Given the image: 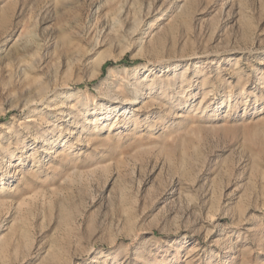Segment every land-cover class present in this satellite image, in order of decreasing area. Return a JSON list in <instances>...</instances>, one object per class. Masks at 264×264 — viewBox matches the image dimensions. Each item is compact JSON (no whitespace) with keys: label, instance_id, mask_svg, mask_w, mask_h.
Segmentation results:
<instances>
[{"label":"rangeland","instance_id":"obj_1","mask_svg":"<svg viewBox=\"0 0 264 264\" xmlns=\"http://www.w3.org/2000/svg\"><path fill=\"white\" fill-rule=\"evenodd\" d=\"M0 161V264H264V0H0Z\"/></svg>","mask_w":264,"mask_h":264},{"label":"bare ground","instance_id":"obj_2","mask_svg":"<svg viewBox=\"0 0 264 264\" xmlns=\"http://www.w3.org/2000/svg\"><path fill=\"white\" fill-rule=\"evenodd\" d=\"M76 53H77V57L75 58L76 59V61H75V64L76 65H80L81 63H83L85 60H86V57H87V55L89 54V51H87V50H80V49H78L77 51H76ZM109 57V55L108 54H105V53H101L96 59H95V61L93 62V65H95L96 67H101V65H102V63L103 62H105V60L107 59ZM95 66H94V68H95ZM38 81V80H37ZM36 82V81H35ZM38 89H39V92H40V97L41 98H44V93H45V91L43 90V87L42 86H38ZM136 90L138 91L139 90V88H136ZM135 91V90H134ZM136 91V92H137ZM136 101V97L134 96V98H132V100L130 101V104H134V102ZM51 102H53V100H51ZM57 106H59L58 105V103L56 104ZM55 105V106H56ZM103 108L105 109V110H107L106 112H104V113H100V114H98V116L99 115H106V114H108V112H109V110H111V105H109V104H105L104 106H103ZM62 112V111H61ZM99 119H101V118H99ZM102 124V123H101ZM98 127V126H97ZM19 137H20V135H17L16 136V139H19ZM60 140V139H62V135L61 134H59L58 135V137L56 138V139H54L52 142H51V144H52V146L54 145V144H56V142H57V140ZM48 140V139H47ZM37 141V140H36ZM42 141L44 142L45 141V139H42ZM27 147H29V145H27V143H22L21 145H16L15 146V149L16 150H19V152H24L26 149H27ZM45 149H47V147H45ZM15 150V151H16ZM18 152V151H17ZM51 152V151H50ZM18 154V153H17ZM9 156H12V155H9ZM21 158H20V156H18L17 157V159H16V164L15 165H12V163L13 162H15V161H11V160H8L7 161V168L9 167V166H16V165H20L21 164V160H20ZM3 161V160H2ZM0 163H1V161H0ZM1 165H2V163H1ZM4 179V177H2L1 178V181ZM5 224H8V222H6L5 221ZM6 235H3V237H5ZM3 241V239L1 240V242Z\"/></svg>","mask_w":264,"mask_h":264}]
</instances>
